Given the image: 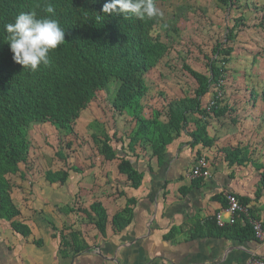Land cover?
<instances>
[{"label":"trees","instance_id":"16d2710c","mask_svg":"<svg viewBox=\"0 0 264 264\" xmlns=\"http://www.w3.org/2000/svg\"><path fill=\"white\" fill-rule=\"evenodd\" d=\"M215 1L226 8L238 3V0ZM107 2L110 0H0V220L8 221L11 229L23 237H27L30 231L25 224L14 219L19 210L11 198L13 184L9 177L17 172L20 175L24 173L19 164L27 165L28 162L30 125L48 123L58 131L76 136L74 123L86 102L94 98L96 92L106 91L113 113L126 115L133 123L128 133L120 135L115 131L109 133L96 123V131L90 133V138L104 161L117 162L116 169L124 176V184L138 188L143 178V172L136 165L140 156L148 154L149 158L161 162L166 146L181 133L190 137L192 147L200 144L202 148H211L214 137L208 136V120L231 116L235 111L222 98L220 91L223 92L229 72L227 65L234 50L237 28L245 26L241 14L232 19L233 25L228 28L223 41L212 46L211 55L204 56L207 73L193 69L184 56L177 57L182 70L195 82L191 93L181 92V96L165 99L163 107L153 108L145 116L146 75L169 50L160 37L152 34L162 17L141 21L131 14L123 16L117 12L105 15L101 9ZM48 4L55 10L52 18L58 20L65 30V42L49 53L48 66L41 65L32 72L13 60L5 25L14 22L21 12L46 16L44 8ZM245 6L250 8L249 3ZM166 66L171 68L169 61ZM258 88L257 96L264 101V81ZM209 92L212 101L203 106L202 100ZM250 97L253 99L252 92ZM113 140L119 142V148L113 145ZM236 149L225 152V160L243 164L247 153L239 147ZM202 156L207 160L199 152L196 159ZM256 169L260 170L257 197L260 190H264V164L256 166ZM70 171L79 173L80 168L71 166L45 172V180L63 185ZM201 180L194 179L193 185H198ZM238 199L244 205L249 202L247 197ZM134 204V198H126L124 207L112 216L111 225L116 231L129 223ZM58 210L81 211L101 234H105L107 215L99 201H93L88 208L65 204ZM221 229L232 231L241 238L254 236L251 225L247 223L243 226L235 223ZM77 235L79 233H70L73 241ZM64 239L62 237L61 242L67 244ZM86 247L76 244L74 252Z\"/></svg>","mask_w":264,"mask_h":264},{"label":"crops","instance_id":"0c3cea01","mask_svg":"<svg viewBox=\"0 0 264 264\" xmlns=\"http://www.w3.org/2000/svg\"><path fill=\"white\" fill-rule=\"evenodd\" d=\"M258 98L250 97L249 105L243 107L234 104V100L226 101L235 108L234 113L208 120V136L214 137L211 148L200 144L192 147L190 137L181 133L166 146L161 162L148 154L140 156L136 165L143 178L138 188L124 184L117 162L113 176L105 172L92 187H82L81 179L72 186L70 177L63 185L47 180L42 184L16 180L11 198L19 215L14 219L25 224L30 234L23 237L11 229L8 221L0 220V264H235L251 256L264 259V238H241L221 229L226 226H216L213 219L218 211L227 218L224 194L233 192L249 198L247 206L252 217L261 222L264 230V190L255 196L260 189V170L256 166L264 164V134L260 130L264 123L258 120V109L253 118L247 117L251 114L241 115L247 106L262 110L264 101ZM223 128H230L227 135ZM259 130L261 133H256ZM237 147L247 153L243 164L225 160V152ZM197 152L207 157L210 174L198 178L201 182L193 185L197 178H191L189 172ZM83 192L92 194L83 196ZM130 197L135 199L130 221L116 231L111 225L112 216ZM93 201H99L106 210L105 234L81 211L58 210L65 204L88 208ZM237 223L243 226L247 221L239 218ZM71 232L79 233L75 241ZM62 237L67 244L61 242ZM76 244L87 247L74 252Z\"/></svg>","mask_w":264,"mask_h":264},{"label":"rangeland","instance_id":"374dc122","mask_svg":"<svg viewBox=\"0 0 264 264\" xmlns=\"http://www.w3.org/2000/svg\"><path fill=\"white\" fill-rule=\"evenodd\" d=\"M245 3H249L250 8H247ZM156 5L163 15L152 34L160 37V40L169 46V50L146 75L148 93L144 100L147 105L143 110L145 116L149 115L153 108L163 107L165 99L181 96V92L191 93L195 82L182 70L177 57L184 56L193 69L207 73V61L204 56L211 55L212 46L223 41L228 28L233 25L232 19L240 14L245 19V26L237 28L234 50L227 65L229 72L223 84V92H220L225 101L234 100V104L243 107L248 104L250 88L255 87L252 91L253 99L259 100L258 87L264 81V0H238V3L235 2L230 8L215 0H156ZM167 61L171 68L166 66ZM107 95L106 91H98L94 98L86 102L80 117L74 123L76 136L67 134L66 131H58L48 123L30 125L27 165L19 164L24 173L20 175V172H17L10 176V182L14 184L16 180L25 179L26 184H42L45 182V172H55L71 166L80 168L79 173L69 172L72 186L76 180L81 179L79 182L82 187H92L94 182L103 178L105 172L112 177L116 161L108 164L103 160L90 138V133L96 131L94 126L97 123L104 126L109 133L115 131L117 135L126 134L133 122L126 115L113 113ZM211 101L210 93L202 100V104L206 106ZM247 107V110L242 108V117L251 114L247 117L253 118L258 109V115L261 116L258 120L264 123V105L262 110L260 107ZM223 129L227 131L226 135L230 131V128ZM260 130L264 134V124ZM260 130L256 133H261ZM242 135L247 137V132L243 131ZM124 141L126 143L125 138ZM67 143H70L69 147ZM113 145L119 148L120 144L113 140ZM244 147L250 149L245 143ZM63 155L68 158H62ZM21 192L25 193V190L21 189ZM92 192H83L82 195L89 196Z\"/></svg>","mask_w":264,"mask_h":264},{"label":"clouds","instance_id":"9594fccd","mask_svg":"<svg viewBox=\"0 0 264 264\" xmlns=\"http://www.w3.org/2000/svg\"><path fill=\"white\" fill-rule=\"evenodd\" d=\"M101 11L105 15L117 12L123 16L131 14L141 21L163 15L155 0H110ZM44 12L48 15L38 17L35 12H21L14 22L5 25L13 60L32 72L41 65L48 66L49 53L65 42V30L58 20L52 18L54 8L48 4Z\"/></svg>","mask_w":264,"mask_h":264},{"label":"built area","instance_id":"2783aa9c","mask_svg":"<svg viewBox=\"0 0 264 264\" xmlns=\"http://www.w3.org/2000/svg\"><path fill=\"white\" fill-rule=\"evenodd\" d=\"M210 171L208 169V163L205 157H200L196 159L193 167L189 172L191 178H205L208 177ZM226 207L224 212L228 215L227 218H224L223 211H218L214 214L213 219L218 227H225L228 225H233L236 223L237 219L244 218L247 223L251 225L254 235L257 239L264 238V230L262 224L259 220L252 217L250 214V209L247 205L241 203L238 199V196L233 192H225L224 194ZM235 264H264V259L256 256L249 257L243 263Z\"/></svg>","mask_w":264,"mask_h":264}]
</instances>
